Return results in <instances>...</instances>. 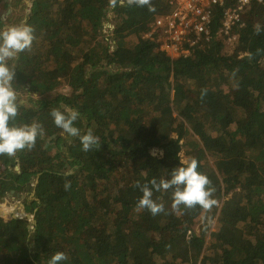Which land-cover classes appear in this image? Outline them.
Masks as SVG:
<instances>
[{"label": "trees", "instance_id": "trees-1", "mask_svg": "<svg viewBox=\"0 0 264 264\" xmlns=\"http://www.w3.org/2000/svg\"><path fill=\"white\" fill-rule=\"evenodd\" d=\"M236 1L214 9L208 40L172 54L147 36L167 0H0V29L35 30L13 62L10 124L44 128L31 150L0 155V177L29 183L14 210L30 215L0 220V264H48L57 251L68 256L61 264H264V0L243 7L230 45L217 30ZM54 108L77 109L74 126L91 129L99 148L83 151ZM192 158L215 187L210 210L190 220L193 209L172 210V190L154 189L167 214L137 210V181L169 178Z\"/></svg>", "mask_w": 264, "mask_h": 264}, {"label": "clouds", "instance_id": "clouds-1", "mask_svg": "<svg viewBox=\"0 0 264 264\" xmlns=\"http://www.w3.org/2000/svg\"><path fill=\"white\" fill-rule=\"evenodd\" d=\"M127 2L138 6L150 4V0H127ZM111 4L115 7L117 0H111ZM34 31L33 26L26 21L0 29V155L12 157L21 150H31L36 144L37 137L44 134L43 125L35 120L19 125L10 124V121H14L19 114L17 92L13 87L16 70L13 62L21 52L32 47L35 39ZM256 32L259 33L258 27ZM51 116L54 124L69 137L79 138L83 151L89 152L99 148L101 143L99 137L94 135L91 129L81 134L80 129L74 126L75 121L80 117L77 109L65 108L62 111L54 108ZM197 169L198 161L192 158L183 166L174 168L169 178L160 179L159 182L153 178L144 184L137 181L135 187L142 192L136 204L137 210L147 209L152 216L167 214L164 203L153 199V189L156 192L172 190L173 211H180L181 207L192 210L198 206L205 211L210 210L217 203L214 199L215 187L209 177ZM69 187L70 184L66 182L65 189ZM67 259L65 252L57 251L51 256L48 264H61Z\"/></svg>", "mask_w": 264, "mask_h": 264}, {"label": "built area", "instance_id": "built-area-1", "mask_svg": "<svg viewBox=\"0 0 264 264\" xmlns=\"http://www.w3.org/2000/svg\"><path fill=\"white\" fill-rule=\"evenodd\" d=\"M249 0H237L234 6L223 11L217 35L232 45L237 42V28L242 24L240 11ZM171 8L167 14L154 18L149 24L147 36L160 43V47L172 54L184 52V43L193 46L200 40H208L214 9L225 0H167ZM15 189V188H14ZM4 213V209H3ZM8 214V212L6 213ZM23 213L15 214L16 216ZM6 217V215L4 214ZM1 226L6 221L0 222Z\"/></svg>", "mask_w": 264, "mask_h": 264}, {"label": "rangeland", "instance_id": "rangeland-1", "mask_svg": "<svg viewBox=\"0 0 264 264\" xmlns=\"http://www.w3.org/2000/svg\"><path fill=\"white\" fill-rule=\"evenodd\" d=\"M110 16H108L107 17V20L109 21V22H112V17L111 16H113V14H109ZM114 23V22H113ZM20 95V97L22 98V99H20L21 101L20 102H24L25 101V97H29V96H27V93H25V92H22L21 94H19ZM31 97H35V96H33V95H31ZM181 154V153H180ZM0 178H3V176L2 177H0ZM4 178H8V177H5L4 176ZM9 179V178H8ZM2 184H4V182H2ZM16 184V183H15ZM8 188H10V189H8V193H10L12 190H14V188L16 189V192H18L19 193V195H18V198H19V201H13V200H9L8 198H6V196H2V199H1V201H0V204H1V208L2 209H4V214L7 216L8 214H6L8 211H10V210H14V208H15V204H19L20 202H25V199H26V195L28 194V189H29V183L27 182V183H18V184H16V186H10V187H8ZM4 189H6L5 187H4ZM16 202V203H15ZM18 210H14L16 213L15 214H18V213H23V214H21V215H24V213H25V211H23V209L21 208V209H19V208H17ZM200 212H201V208L198 206V207H196L195 209H193L192 210V212L188 215V219H194V220H196V218L199 216V214H200ZM26 214V213H25ZM27 216H30V215H28V214H26ZM5 221V220H4ZM198 224H199V222H195L194 223V225H193V227H194V229H197L198 228Z\"/></svg>", "mask_w": 264, "mask_h": 264}, {"label": "bare ground", "instance_id": "bare-ground-1", "mask_svg": "<svg viewBox=\"0 0 264 264\" xmlns=\"http://www.w3.org/2000/svg\"><path fill=\"white\" fill-rule=\"evenodd\" d=\"M27 92V91H26ZM25 92V93H26ZM29 94L30 95H33V96H35V97H38V98H44V97H46L45 96V94H41L40 92H38V91H36V90H30L29 91ZM6 178H3V182H4V187L6 188L5 190H8V189H10V188H8V187H10V186H16V184L14 183V182H9V183H6Z\"/></svg>", "mask_w": 264, "mask_h": 264}, {"label": "water", "instance_id": "water-1", "mask_svg": "<svg viewBox=\"0 0 264 264\" xmlns=\"http://www.w3.org/2000/svg\"><path fill=\"white\" fill-rule=\"evenodd\" d=\"M5 181H6V183H9L10 179L7 178ZM25 183H27V182L25 181ZM5 194H6V190L4 189V184H2V196H5ZM2 219H4V216L2 214H0V220H2Z\"/></svg>", "mask_w": 264, "mask_h": 264}]
</instances>
